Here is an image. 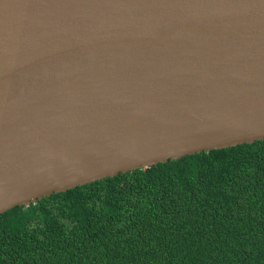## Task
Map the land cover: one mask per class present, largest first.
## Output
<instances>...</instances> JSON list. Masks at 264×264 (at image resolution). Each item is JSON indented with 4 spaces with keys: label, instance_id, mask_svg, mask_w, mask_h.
<instances>
[{
    "label": "water",
    "instance_id": "95a60500",
    "mask_svg": "<svg viewBox=\"0 0 264 264\" xmlns=\"http://www.w3.org/2000/svg\"><path fill=\"white\" fill-rule=\"evenodd\" d=\"M264 140V0H0V214Z\"/></svg>",
    "mask_w": 264,
    "mask_h": 264
},
{
    "label": "trees",
    "instance_id": "16d2710c",
    "mask_svg": "<svg viewBox=\"0 0 264 264\" xmlns=\"http://www.w3.org/2000/svg\"><path fill=\"white\" fill-rule=\"evenodd\" d=\"M0 264H264V140L8 210Z\"/></svg>",
    "mask_w": 264,
    "mask_h": 264
}]
</instances>
